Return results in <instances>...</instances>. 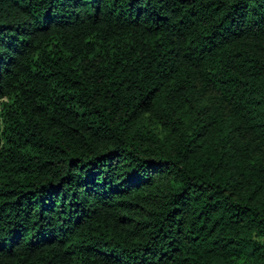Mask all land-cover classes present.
<instances>
[{
	"label": "trees",
	"instance_id": "16d2710c",
	"mask_svg": "<svg viewBox=\"0 0 264 264\" xmlns=\"http://www.w3.org/2000/svg\"><path fill=\"white\" fill-rule=\"evenodd\" d=\"M0 264H264V0H0Z\"/></svg>",
	"mask_w": 264,
	"mask_h": 264
}]
</instances>
